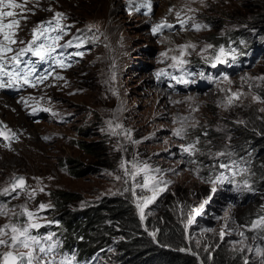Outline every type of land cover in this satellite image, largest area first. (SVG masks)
Instances as JSON below:
<instances>
[{
    "label": "rangeland",
    "instance_id": "rangeland-1",
    "mask_svg": "<svg viewBox=\"0 0 264 264\" xmlns=\"http://www.w3.org/2000/svg\"><path fill=\"white\" fill-rule=\"evenodd\" d=\"M261 1L39 0L36 5L29 0L25 6L33 9V12L24 13L26 20L20 15L16 16V19H20L16 36L18 41H30L32 29L53 20L56 12L65 16L61 24L67 34L60 44L77 36L89 39L80 48L57 49V54L63 53L66 62L71 61L72 66L68 68L50 66L48 62H40L30 54L24 57L35 64L38 74L54 68L52 76L36 86L44 109L49 111H40L41 115L29 118L19 110L13 112V109L0 103L3 127L11 128L14 134L19 131L18 128H29L23 143H15L11 150H8L10 146L0 148V193L6 188L10 189L11 180L17 174L26 181L24 191L0 194V205L12 210L8 216H0V226L17 220L23 222V217L12 214L20 213L22 206L36 211L40 203L51 205L39 213V222L58 221V225H47L33 234H56L54 239L61 242L56 254L57 261L64 255L74 254L75 264H124L127 257L118 261L116 240L94 238L93 244L100 251L87 257L80 256L76 245L65 248L63 245L67 237L60 222L66 212L81 211L107 197H127L132 201L130 193L118 194L126 185L114 178L122 175L119 168L122 158L146 162L152 169L160 170L153 174L171 182L156 203L146 209V213H152L148 217L161 215L160 209L165 208L168 213L176 211L180 222L184 218L181 210L186 214L190 207L198 206L210 194V185L202 182L195 170L199 168V176L206 177L212 165L220 162L231 164L229 155L215 157L213 154L220 151L232 153L241 146L239 133L247 131L254 119L264 121V112L260 111L264 104L252 100L254 94L264 97V81L251 79L264 76V58H260L264 57L263 48L255 49L254 63L244 60L245 57L249 58L252 46L256 45L252 41L254 35L249 33L257 28V21L253 17L258 13ZM24 2L17 0V3ZM123 8H126V13ZM14 11L20 12L19 9ZM179 11L184 15L183 19L193 18L189 20L186 30L176 26L153 35V26L161 21L173 20V15ZM8 19L5 18L4 22L7 23ZM192 24L207 27L196 31ZM93 36L97 39H91ZM189 42L196 45V51L186 59L189 64L195 65L206 64L200 50L207 44L214 45V49L220 45L226 49H236V60L223 64L232 74L229 78L231 83L221 81L205 91L162 99L155 94L157 92L154 93L152 85H145L151 79H157L156 73L163 65L171 63L170 59L161 56L162 52H167L168 57L179 55L178 46ZM13 47L18 49L24 45L17 43ZM214 49L204 55L213 54ZM77 51L84 52L83 57L69 55ZM56 75L63 79H54ZM242 77L245 79L242 80ZM249 84L253 86L251 89ZM24 88L28 91L33 89L27 85ZM228 89L241 91L245 95L235 105L226 106ZM0 94L12 99L7 92L0 90ZM13 119L23 121L19 123ZM110 120L113 127L117 123L122 125V129H116L118 135L111 134L107 124ZM181 120L184 121L183 125ZM182 126L186 129L183 140L172 135L174 129ZM125 132H130L131 139L125 137ZM197 137L200 141L196 145L199 152L193 157L181 154L179 145L192 143ZM8 140L0 139V143ZM248 149L251 153L254 151L252 147ZM257 157L258 153L253 156ZM192 159L197 163L188 162ZM219 171L224 170L217 168L216 172ZM226 175L231 176V173L226 172ZM228 184L225 183L213 196L206 206L205 215L197 217V223L189 229V235L193 237L191 241L195 243L196 239L200 240L198 255L199 252H206L204 246L208 245L206 253L208 258L209 255L212 258L217 247L221 246L230 257L249 254L255 263L256 258L247 251L240 253L233 250L230 241H239L238 235L226 236L221 243L218 233L226 222V212L230 217L227 220L230 229H237L262 215L264 197L254 207L252 203L234 206L225 196L224 188ZM41 188L44 191L41 192ZM33 190L35 198L29 199L28 193ZM62 191L72 192L75 198L70 203L61 204L57 197ZM245 207L253 208V213L248 217L243 216ZM237 209L242 210L241 215ZM202 228H213L215 232L202 233ZM241 230L249 237L246 243L259 242H254L246 229ZM114 237L118 238L117 235ZM73 238L76 240L77 236ZM236 247L239 248V245ZM5 250L0 248V252Z\"/></svg>",
    "mask_w": 264,
    "mask_h": 264
},
{
    "label": "snow or ice",
    "instance_id": "snow-or-ice-1",
    "mask_svg": "<svg viewBox=\"0 0 264 264\" xmlns=\"http://www.w3.org/2000/svg\"><path fill=\"white\" fill-rule=\"evenodd\" d=\"M29 0H25L24 3H17V0H0V90L12 89L19 90L24 88L26 85L28 87H36L38 84L44 83L45 80L52 76L54 68L50 71H46L44 74H38V69L35 64L30 60H25L24 57L29 54L32 57H36L40 62H48L51 65H55L59 68H68L71 67V61L66 62L64 59L63 53L57 54V49L71 48L76 47L80 48L86 42L87 37L77 36L72 40L67 41L64 44H60L63 36L67 33L65 32L64 26L61 24V21L65 19L63 13L56 12L53 20L47 21L46 23L38 24L31 31V40L30 41H18L16 36L18 35L17 29L20 26V19H16L17 15H20L22 19H27V16L24 15L25 12H33V9L26 8V4ZM33 2L38 5L39 0H33ZM203 3V0H201ZM150 7V5H149ZM5 9H11L5 11ZM19 9V14L14 11ZM51 11V9H48ZM171 12L172 10L169 9ZM189 11H193L189 9ZM177 21L180 25L181 30H186L189 20H192V17L187 19L181 18L179 12L176 13ZM5 18H11L7 23H5ZM196 31H200L202 27H207L206 25L192 24L191 25ZM174 25L167 23L166 21H161V23L153 26L152 33L156 35L162 32L164 29H172ZM91 26H89V31ZM91 39H97L93 36ZM17 43L23 44L24 47L18 49L14 48L13 45ZM214 49V45L207 44L203 49L200 50L201 58L206 64H209L212 68H216L218 65L229 64L230 61H235L237 58L236 49L228 48L226 49L224 45H220L219 48L214 49V53L211 55H204V53L209 52V50ZM191 50V51H189ZM171 51V50H169ZM179 55H173L168 57L167 52H162L161 56L171 60L169 67L172 68L179 75H174L167 72L164 69H161L156 73L157 79L162 76L170 77L171 80H174L177 84H183L187 87L189 84H194L196 81L191 77H194L196 73L189 71L186 68V65L189 64V60L186 59L187 56H190L192 52L196 51V45L189 42L187 44L178 46ZM70 56H79L83 57L84 52L77 51L75 53L69 54ZM23 65V66H22ZM201 79L212 80L211 76L205 77L203 72L199 73ZM54 79L60 80L63 79L62 76L56 75ZM112 79H115L113 74ZM242 80L245 78H241ZM251 79L264 81V76L262 77H253ZM222 81L231 83L227 75L221 77ZM253 86L249 84V89ZM224 91V89H221ZM227 96V105L233 106L245 95L241 91H232L228 89ZM115 95L116 93L113 92ZM253 102L264 104V97H261L259 94H254L252 96ZM21 102L28 106L27 100L21 98ZM179 103V102H177ZM37 111L36 108H33L31 114H35ZM43 111H49L45 108ZM261 112H264V108L260 109ZM56 115V113H53ZM187 119V118H184ZM183 120L181 124L183 125ZM238 123H243V121H238ZM109 129L111 130L112 135H118L116 129H122V125L117 123L113 127L112 121L107 122ZM195 125H193L194 127ZM206 134V133H205ZM127 139H131L130 132L124 133ZM172 135L178 139L183 140L186 135V129L182 126L173 130ZM0 136H3L5 139H12L15 137L14 133H6L0 131ZM47 139V138H46ZM199 137L189 144H180L181 154H187L189 157H193L199 152V149L196 147L199 144ZM133 143H139L138 141H133ZM119 150V149H118ZM215 157L231 155V153L220 151L213 154ZM189 163L196 164L197 161L192 159L188 161ZM119 168L122 172V175H116L114 178L118 181H123L126 185L122 192L118 194L123 195L124 193H130L132 201L134 203L135 209L139 216L141 225H144L147 216L152 215L149 211L146 213V209L150 205L155 204L160 195L167 190L170 181H165L162 178H158L156 174L159 173V169H152L150 165L146 162H141L138 160L128 161L126 159H121ZM223 169L224 171L216 172V169ZM196 174L202 182L210 185V194L206 199H204L198 206L190 207L189 211L185 214L182 211L184 216L181 219L183 225V234L184 239L191 241L193 237L189 235V229L192 225L197 223V217H203L205 215L206 206L210 204L213 196L223 188L225 183L233 184L235 183L236 175L243 174L248 171L247 168H241L236 161H232L231 164L220 162L218 164L212 165L210 174L206 177L199 176L200 169L197 168ZM226 172H230L231 176L226 175ZM112 175V173H109ZM246 188L249 187L248 181H244ZM26 189V181L24 177H13L10 189L6 188L3 190V195H10L13 192L24 191ZM40 191H44L43 188ZM232 191H239V186L232 189ZM116 194V193H114ZM35 191L28 193L29 199L35 198ZM15 198V197H14ZM52 207L44 203H40L36 211H31L28 207L22 206V211L20 213L13 212L12 214L17 217H23V222L17 220V222L6 223L3 226H0V248L6 249L3 252H0V264H75V255L72 256L64 255L59 261L56 259V254L58 253L59 248L61 247V242L57 239H54L55 233L49 232L47 235L33 234L34 231H38L40 228L47 225L57 224L58 221H46L45 224H41L39 221L41 219L39 213L42 210ZM12 211L7 208L6 205H0V216H8L9 212ZM226 222L221 226L218 237L221 243L225 241L226 236H231L233 234L240 237L239 241H230L233 245V250L240 253L247 251L252 254L255 258V264H264V243H254L248 244L249 237L245 234L244 230L251 232H260L264 233V215L258 216L256 219L252 220L248 225H240L237 229H230L227 223L228 213H225ZM219 219V218H217ZM145 231L155 242L157 240V233L160 231L158 228L149 231L145 227ZM202 233L215 232L213 228H202ZM251 239L255 241L264 242V235L253 236ZM195 244L197 247L200 246V240L196 239ZM239 245V248L236 247ZM219 246V245H217ZM208 245L204 246V251H208ZM23 249V250H21ZM181 252L188 251L191 252L193 256H198V253L192 251L191 247L180 248L178 249ZM211 256L209 255V259ZM203 264V261H201ZM243 264H251L249 256H243Z\"/></svg>",
    "mask_w": 264,
    "mask_h": 264
},
{
    "label": "trees",
    "instance_id": "trees-1",
    "mask_svg": "<svg viewBox=\"0 0 264 264\" xmlns=\"http://www.w3.org/2000/svg\"><path fill=\"white\" fill-rule=\"evenodd\" d=\"M260 2V1H259ZM264 29V0L259 4V11L253 17ZM263 24V25H262ZM262 25V26H261ZM264 120V119H263ZM247 131L240 132L238 148L233 152L234 159H241L243 164H252L253 169L261 168L264 176V121L253 120ZM250 145L253 152L248 153L245 145ZM258 153L256 159L253 156ZM75 196L72 192H59L57 197L61 204L70 203ZM161 215L148 217L141 225L139 216L132 201L127 197H107L95 204L80 210L66 212L61 218L68 241L80 240L77 244L82 251L89 253L96 240H116L118 259L126 258L127 264H200L195 257L178 249L186 248L188 241L184 239L183 227L177 218L176 211L168 213L160 209ZM159 229L154 242L145 231ZM76 235V240L73 236ZM114 235H117L116 239ZM107 242V244L109 243ZM73 244V243H72ZM71 245V244H70ZM95 247V246H94ZM198 251V250H197ZM203 264H243V257H230L221 246L208 259L206 252H199ZM251 264L253 257L250 258Z\"/></svg>",
    "mask_w": 264,
    "mask_h": 264
},
{
    "label": "clouds",
    "instance_id": "clouds-1",
    "mask_svg": "<svg viewBox=\"0 0 264 264\" xmlns=\"http://www.w3.org/2000/svg\"><path fill=\"white\" fill-rule=\"evenodd\" d=\"M249 34L254 35V39H252V41L256 42V45L252 46V49L249 53V58L245 57L244 60H249L250 64H251V63H254L255 59H256L255 49L258 50L261 47V48H263V51H264V29L262 27H257V28H254ZM260 58H264V57L261 56ZM188 66H190V67H188ZM186 68L189 71L196 73V75L194 77H191L192 79H195L196 82L194 84H189L187 87H185L183 84H180L182 86V88L178 92L181 94H187V93L192 92V91L208 90L211 87H213L215 84L221 82L222 81L221 77L223 75H227L229 78H231L230 76H232V74L229 72V70L224 65H218L216 68H212L209 64H199V65L188 64V65H186ZM162 69H163V66H162ZM167 72L172 73L174 75H179V73L175 72L170 67L167 70ZM200 72H203L205 77L211 76L213 79L211 81L208 79H204L205 83H202L201 80L197 78L199 76ZM174 84H175L174 80H171V78L169 80H167L165 78L159 87H157V88L154 87V88H156V91L159 92L161 89H164V88L170 89ZM193 86L196 87L195 90L193 89ZM245 148L247 151H250L248 148H251V146L250 145L247 146V144H246ZM235 150L236 149H234V151ZM233 152L228 157L231 158L232 161L233 160L236 161L237 164L239 163L241 168H247L248 171L243 173V174L238 173V176L235 179V183L228 184L224 188L225 196H227V198H229L231 200V203L234 206H246L249 203H252V206L254 207L258 204L259 200L264 197V176L262 174V169L257 168V169L252 170L253 166H250L252 164H243L240 158H238V160L234 159L235 154H233ZM254 159H256V158H254ZM14 177H22V176L20 174H17ZM245 180L248 181V185H249L248 188H246L244 185ZM11 183H12V180H11ZM237 186H239V191H232V189L236 188ZM252 213H253V208L251 209V211L249 213H246L243 216L248 217ZM256 214H259V212H257ZM262 215H264V205H263ZM60 222L62 223V220ZM248 224H249V222L245 223V225H248ZM246 233L251 234L252 236L264 235V233L251 232V231H247V230H246ZM79 240H80V238H78L76 241H68L66 238L63 246L65 248H68V247H73L74 245H76V249L78 250L81 257L90 256L92 253H94L97 250L100 251V248L94 247L95 245L93 243H92L93 249L91 251H89V253H87L86 251H82L81 247L77 244V242ZM259 242H261V241H259ZM261 243H264V242H261ZM188 247H191L192 251H195L198 253V251H197L198 247L196 246V244L194 242L188 241L186 248H188ZM217 249H218V247H217ZM184 252L192 255L191 252H188V251H184ZM248 256H249V254H248ZM193 257H195V256H193ZM197 257L198 258L196 260H198L201 264L200 258L202 256L198 255ZM250 258H252V257L249 256V259ZM122 260L123 259H118V261H122ZM124 264H127L126 260L124 261Z\"/></svg>",
    "mask_w": 264,
    "mask_h": 264
},
{
    "label": "bare ground",
    "instance_id": "bare-ground-1",
    "mask_svg": "<svg viewBox=\"0 0 264 264\" xmlns=\"http://www.w3.org/2000/svg\"><path fill=\"white\" fill-rule=\"evenodd\" d=\"M123 9H124V11L126 13L127 12L126 8H123ZM5 11H9V9H5ZM176 13L173 16V20H167V23L174 25V27L175 26H180L178 21H177ZM179 13L181 14V18H183V14L181 13V11H179ZM9 19H8V21H9ZM150 25L152 26L153 24H150ZM168 38L170 39L171 36H168ZM175 40H177V39H175ZM171 44L173 45V43H171ZM164 63H166V62H164ZM188 67H190V66H188ZM163 69L167 71L169 69V65H163ZM165 78L167 80L170 79L167 76H163L162 79H151L150 78L151 79L150 82H149L150 84L147 83L145 86L152 85L153 91L155 93V92H157L156 88L159 87L162 84V82H163V80ZM197 78L200 79L202 83H205L204 79H201L200 76H198ZM154 87H156V88H154ZM181 88H182V86L175 82V84L170 89H165L164 88V89H161L159 92H157L155 94L157 96L162 97V99H166V97L173 98V97L185 95V94H181V93L178 92ZM193 89L195 90L196 87L193 86ZM2 92L9 93L12 96V99L14 101L11 98H8V97L6 98V97H4V95L0 94V103H4L5 107L8 108V109H13L14 110L13 112L17 113L18 112L17 110H19L20 112H22L23 114H25L29 118L41 115L40 111L43 112L44 105L41 102V97L38 96V92H39L38 87H34L32 90H29V91L24 88L23 91H21L19 93H15V91L12 90V89H5V90H2ZM21 98H23L24 100H27V102H28V106L27 107H25V105L21 102ZM33 108L37 109V111H36V113L34 115L31 114ZM5 116L6 117L9 116L10 118L12 117L9 114L8 115L5 114ZM13 120L17 121L19 123H21L23 121V119H18V120L13 119ZM18 129H19V131L18 132L16 131L15 137L12 140H10L9 142H7L6 144L0 145V148H3L5 146H8V147L10 146V148L8 150H11L15 143L20 142V141H21V143H23L26 140V134H27V131H29V128L24 126V128H22V129L18 128Z\"/></svg>",
    "mask_w": 264,
    "mask_h": 264
},
{
    "label": "flooded vegetation",
    "instance_id": "flooded-vegetation-1",
    "mask_svg": "<svg viewBox=\"0 0 264 264\" xmlns=\"http://www.w3.org/2000/svg\"><path fill=\"white\" fill-rule=\"evenodd\" d=\"M239 212H240V215H241V209H237ZM251 211V209L250 208H248V207H245V209H244V213L243 214H246V213H249Z\"/></svg>",
    "mask_w": 264,
    "mask_h": 264
}]
</instances>
